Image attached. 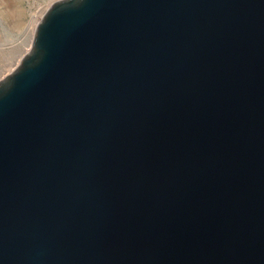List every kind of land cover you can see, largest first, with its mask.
I'll return each instance as SVG.
<instances>
[{
  "label": "water",
  "instance_id": "water-1",
  "mask_svg": "<svg viewBox=\"0 0 264 264\" xmlns=\"http://www.w3.org/2000/svg\"><path fill=\"white\" fill-rule=\"evenodd\" d=\"M0 264H264V0H59L0 80Z\"/></svg>",
  "mask_w": 264,
  "mask_h": 264
},
{
  "label": "rangeland",
  "instance_id": "rangeland-1",
  "mask_svg": "<svg viewBox=\"0 0 264 264\" xmlns=\"http://www.w3.org/2000/svg\"><path fill=\"white\" fill-rule=\"evenodd\" d=\"M55 1L59 0H0V80L30 52V28Z\"/></svg>",
  "mask_w": 264,
  "mask_h": 264
},
{
  "label": "bare ground",
  "instance_id": "bare-ground-1",
  "mask_svg": "<svg viewBox=\"0 0 264 264\" xmlns=\"http://www.w3.org/2000/svg\"><path fill=\"white\" fill-rule=\"evenodd\" d=\"M38 21V20H37ZM36 22V21H35ZM34 22V23H35ZM33 23V22H32ZM30 25L31 26H33L31 23H30ZM36 25H37V23H36ZM36 25H34V27L32 28H30L31 29V31H32V33L31 34H29L30 35V37L29 38H31V41H30V47L32 46V39H33V34H34V31H35V27H36ZM31 35H32V37H31ZM30 40V39H29Z\"/></svg>",
  "mask_w": 264,
  "mask_h": 264
}]
</instances>
